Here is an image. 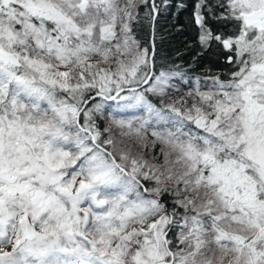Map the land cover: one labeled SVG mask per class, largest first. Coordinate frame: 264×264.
Returning <instances> with one entry per match:
<instances>
[{
    "label": "snow or ice",
    "instance_id": "1",
    "mask_svg": "<svg viewBox=\"0 0 264 264\" xmlns=\"http://www.w3.org/2000/svg\"><path fill=\"white\" fill-rule=\"evenodd\" d=\"M168 4L0 0V264H264V0H192L205 75Z\"/></svg>",
    "mask_w": 264,
    "mask_h": 264
},
{
    "label": "trees",
    "instance_id": "2",
    "mask_svg": "<svg viewBox=\"0 0 264 264\" xmlns=\"http://www.w3.org/2000/svg\"><path fill=\"white\" fill-rule=\"evenodd\" d=\"M160 3V0H157ZM184 3L186 7L177 5ZM192 0H169L166 10H162L157 20L156 46L159 58L158 66L168 68L180 65L189 73L195 71L198 75L226 73L228 66L222 53L205 57L194 63L193 57L197 50L196 28L192 20ZM146 27L140 33L144 39ZM192 67H189V66Z\"/></svg>",
    "mask_w": 264,
    "mask_h": 264
}]
</instances>
